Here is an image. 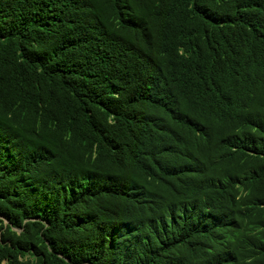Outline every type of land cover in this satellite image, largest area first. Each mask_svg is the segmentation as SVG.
<instances>
[{
  "label": "trees",
  "instance_id": "obj_1",
  "mask_svg": "<svg viewBox=\"0 0 264 264\" xmlns=\"http://www.w3.org/2000/svg\"><path fill=\"white\" fill-rule=\"evenodd\" d=\"M4 261L264 264V0H0Z\"/></svg>",
  "mask_w": 264,
  "mask_h": 264
},
{
  "label": "clouds",
  "instance_id": "obj_2",
  "mask_svg": "<svg viewBox=\"0 0 264 264\" xmlns=\"http://www.w3.org/2000/svg\"><path fill=\"white\" fill-rule=\"evenodd\" d=\"M143 90H147L144 92V97L145 99H152V98H157L162 96L164 91L161 88V85L158 82H146Z\"/></svg>",
  "mask_w": 264,
  "mask_h": 264
},
{
  "label": "rangeland",
  "instance_id": "obj_3",
  "mask_svg": "<svg viewBox=\"0 0 264 264\" xmlns=\"http://www.w3.org/2000/svg\"><path fill=\"white\" fill-rule=\"evenodd\" d=\"M2 264H6V262L4 261V262H2Z\"/></svg>",
  "mask_w": 264,
  "mask_h": 264
}]
</instances>
